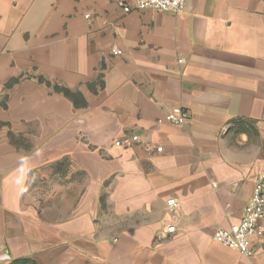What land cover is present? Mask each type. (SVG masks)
I'll use <instances>...</instances> for the list:
<instances>
[{"label":"crops","instance_id":"0c3cea01","mask_svg":"<svg viewBox=\"0 0 264 264\" xmlns=\"http://www.w3.org/2000/svg\"><path fill=\"white\" fill-rule=\"evenodd\" d=\"M119 1L0 0V264H264V0Z\"/></svg>","mask_w":264,"mask_h":264},{"label":"built area","instance_id":"2783aa9c","mask_svg":"<svg viewBox=\"0 0 264 264\" xmlns=\"http://www.w3.org/2000/svg\"><path fill=\"white\" fill-rule=\"evenodd\" d=\"M185 5L186 0H121L118 2L119 8L125 13L135 10H153L160 13L179 14L184 11ZM113 54L119 55L120 52L114 50ZM179 62L182 63L181 60ZM186 120L187 114L181 109H176L174 112L158 119L157 124L183 126ZM139 142V136H132L131 138L117 141L115 145L121 148H128ZM167 205L169 208L175 209L178 203L175 199H171ZM262 221H264V169L256 177L252 197L243 209L240 223L230 229L218 230L213 235V241L226 248L236 250L242 256L252 257L254 254L252 240L264 235V228L261 226ZM165 232L167 234L175 233L176 226H169Z\"/></svg>","mask_w":264,"mask_h":264},{"label":"trees","instance_id":"16d2710c","mask_svg":"<svg viewBox=\"0 0 264 264\" xmlns=\"http://www.w3.org/2000/svg\"><path fill=\"white\" fill-rule=\"evenodd\" d=\"M66 95H70L69 91H63Z\"/></svg>","mask_w":264,"mask_h":264}]
</instances>
